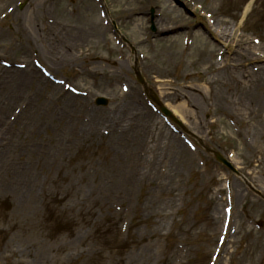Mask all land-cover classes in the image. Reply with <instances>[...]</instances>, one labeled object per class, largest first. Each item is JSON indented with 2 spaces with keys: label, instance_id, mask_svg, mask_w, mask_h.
<instances>
[{
  "label": "rangeland",
  "instance_id": "rangeland-1",
  "mask_svg": "<svg viewBox=\"0 0 264 264\" xmlns=\"http://www.w3.org/2000/svg\"><path fill=\"white\" fill-rule=\"evenodd\" d=\"M111 23L264 194V0H0V264H264V201Z\"/></svg>",
  "mask_w": 264,
  "mask_h": 264
},
{
  "label": "bare ground",
  "instance_id": "bare-ground-1",
  "mask_svg": "<svg viewBox=\"0 0 264 264\" xmlns=\"http://www.w3.org/2000/svg\"><path fill=\"white\" fill-rule=\"evenodd\" d=\"M162 29H164V28H162ZM236 43H237L238 46H241L243 44V40H239ZM261 71H262V69H261ZM29 73H31L34 76L38 75V73L34 69H32L31 71H29ZM236 73H238V74L240 73L239 74L240 76H237ZM244 75L245 74H241V71L238 70L237 67H231L228 70V84L227 85H228V90L230 92H232L233 94H235V96L238 98V100L249 101V100H247L245 98V93L250 88V85H253L251 83V81L249 80L250 77L252 78V76H251V74L247 75L246 76V79L247 80L246 81H243L241 78H244L245 77ZM263 81H264V79H263ZM252 82L255 84V81H253V79H252ZM263 85H264V83L261 86L260 85L259 86H256V85L254 86V87H256V89H258L260 91L259 93H260L261 96L264 95V86ZM189 89H191V88H189ZM191 90H193V89H191ZM260 95L258 94L259 97H260ZM262 98H264V97H262ZM255 99L258 100L257 97H255ZM183 107H184V105H181L180 106V108H183ZM256 109L257 110L254 113V115H256L257 113H259V111H260L259 110V107L257 105H256ZM172 110H173V112H180L182 109L181 110L180 109H177L176 110V109H173L172 108ZM168 138H170V137H168Z\"/></svg>",
  "mask_w": 264,
  "mask_h": 264
},
{
  "label": "water",
  "instance_id": "water-1",
  "mask_svg": "<svg viewBox=\"0 0 264 264\" xmlns=\"http://www.w3.org/2000/svg\"><path fill=\"white\" fill-rule=\"evenodd\" d=\"M98 103L105 104L103 100H99Z\"/></svg>",
  "mask_w": 264,
  "mask_h": 264
}]
</instances>
